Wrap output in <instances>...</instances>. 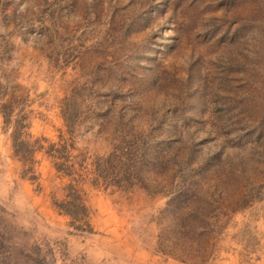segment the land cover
Segmentation results:
<instances>
[{
	"label": "rangeland",
	"instance_id": "rangeland-1",
	"mask_svg": "<svg viewBox=\"0 0 264 264\" xmlns=\"http://www.w3.org/2000/svg\"><path fill=\"white\" fill-rule=\"evenodd\" d=\"M259 183L264 0H0V264H264Z\"/></svg>",
	"mask_w": 264,
	"mask_h": 264
},
{
	"label": "trees",
	"instance_id": "trees-1",
	"mask_svg": "<svg viewBox=\"0 0 264 264\" xmlns=\"http://www.w3.org/2000/svg\"><path fill=\"white\" fill-rule=\"evenodd\" d=\"M16 122H17V120H16ZM18 136H19L18 132H16V134L14 133L13 140L15 141L18 138ZM19 145L22 146L23 148H26V147H28L29 144H28V141H26L25 139H20L19 140ZM263 186L264 185L261 184V183L253 184L251 189H254L255 190L254 192L256 193L258 191L260 192L261 189L263 188Z\"/></svg>",
	"mask_w": 264,
	"mask_h": 264
}]
</instances>
